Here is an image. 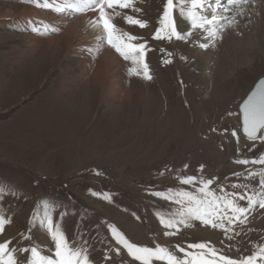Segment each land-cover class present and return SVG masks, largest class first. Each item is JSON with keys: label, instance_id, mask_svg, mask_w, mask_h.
I'll return each mask as SVG.
<instances>
[{"label": "rangeland", "instance_id": "374dc122", "mask_svg": "<svg viewBox=\"0 0 264 264\" xmlns=\"http://www.w3.org/2000/svg\"><path fill=\"white\" fill-rule=\"evenodd\" d=\"M164 3L138 4L139 18L149 23L145 29L120 18L114 21L153 49L146 57L154 77L150 82L131 76L129 63L120 58L126 68L118 73V84L130 97L118 103L89 78L100 59L84 60L74 47L67 52L64 31L86 14L62 22V27L54 18L62 20L63 14L29 0H0V185L15 189L14 195L5 192L0 198V207L12 219L0 242L34 244L50 254L47 249L53 245L43 229L35 228L31 240L21 242L20 236L48 201L56 205L54 218L69 213L62 221L69 238L87 230L96 264H103L106 243L101 242L110 239L104 222L150 247L204 241L236 257L237 247L250 254L252 242L264 243V210L248 225L254 231L232 241L199 222L178 236L164 237L154 212L166 202L148 195V190L180 187L174 175H199L201 165L203 175L217 177L218 184L244 182L232 176L244 171L233 163L238 150L247 158L264 153V143L248 150L253 145L241 135L238 115L240 103L264 77V3L258 2L242 27L207 50L192 40L152 39ZM87 25L77 32L88 30ZM36 26L41 31H33ZM44 26L58 31L45 33ZM162 49L172 52L173 63L162 64L167 58ZM199 61L209 62L208 68ZM233 130L240 135L239 144ZM93 192L111 194V202Z\"/></svg>", "mask_w": 264, "mask_h": 264}, {"label": "snow or ice", "instance_id": "6c2138e0", "mask_svg": "<svg viewBox=\"0 0 264 264\" xmlns=\"http://www.w3.org/2000/svg\"><path fill=\"white\" fill-rule=\"evenodd\" d=\"M29 2L38 8L63 14L69 19L92 13L88 27L95 33V45L89 47L87 52L98 56L108 47L129 63L128 71L131 76L149 82L153 80L146 59L147 53L153 49L143 37L120 28L114 22L116 18H120L127 25L139 29L149 27L148 21L139 18L142 9L138 4L144 0ZM258 2L264 3V0H165L152 39L167 43H188L194 36H198L203 40L199 47L207 50L221 42L227 31L242 27V21L250 18ZM125 10H130L135 15ZM33 31L39 32L41 27H33ZM43 31L56 32L58 29L44 26ZM161 51L167 57L162 59V64L173 63L172 52L163 49ZM238 115L241 133L246 141L253 145V148L248 150H254L257 143H264V79L259 80L240 105ZM231 136L235 137L239 144L240 135L235 130L231 132ZM233 163L244 166V171L232 173L233 177L244 182L218 184L217 177L208 178L203 175L204 167L201 165L198 169L199 175H174L173 178L180 187H169L163 191L148 190V195L157 201L166 202V207H157L154 212L164 237L178 236L184 229L192 228L194 222L221 231L224 239L228 241L246 236L248 232L255 230L248 228V225L255 213L264 210V153L247 158L238 150ZM187 167L185 165L184 169ZM96 175L101 173L97 171ZM227 179L228 177H225V180ZM5 192L14 195V186L0 185V198ZM92 195L111 202V194L93 192ZM43 209L42 214L31 216L28 231L20 236L21 242L31 240L35 228L43 229L53 245L47 249L50 254H44L45 249L34 244L13 246V241L8 239L0 242V264H96L92 256L94 245L87 237V230L82 229L69 238L62 223L63 217L69 213L65 211L58 219L54 218L56 205L48 201H43ZM261 214L264 215V212ZM136 218L140 219L139 216ZM11 223V216L5 215L0 207V235L5 233L6 227ZM104 223L110 239L106 238V241L101 242L106 243L102 253L103 264H264V243L252 242L254 250L250 254H245L237 247L236 257L226 255L211 242L204 241L190 242L184 246L175 244L172 247L155 243L154 247H150L132 242L117 226ZM228 247L231 250L232 246Z\"/></svg>", "mask_w": 264, "mask_h": 264}, {"label": "bare ground", "instance_id": "6f19581e", "mask_svg": "<svg viewBox=\"0 0 264 264\" xmlns=\"http://www.w3.org/2000/svg\"><path fill=\"white\" fill-rule=\"evenodd\" d=\"M30 14L35 15L36 13L32 12ZM92 15V13H88L86 14V16H82V18L75 19L72 23H68L71 25L67 26L64 31V35L68 38L66 45L67 52H71V49L74 47V54L80 50L82 52L80 54V57L82 56L84 60H89L90 57L93 56L89 53L86 55V52L84 51H87L89 47H93L95 45V33L90 28L80 33H78L76 29L80 28L82 24L87 25L88 20ZM58 18L59 17L54 18L57 24L65 22L66 20H70L67 16H62V20H59ZM74 22L75 24H73ZM61 26L64 27V23H62ZM226 33H232V30H229ZM192 41L195 44H199L201 43L202 39H200L198 36H194ZM94 57L100 59L98 61L100 65L97 69L93 70L92 74L89 75L92 83L99 87L101 90H105L106 97L114 98L118 103L123 102L124 99L128 100V98L130 97V95L128 94V90L123 91L118 84V73L125 70V62L123 63L118 54H116L114 50H110L108 47H105L101 54ZM208 63L209 62L199 61L198 65L202 68H208ZM94 67L96 68V66Z\"/></svg>", "mask_w": 264, "mask_h": 264}, {"label": "water", "instance_id": "95a60500", "mask_svg": "<svg viewBox=\"0 0 264 264\" xmlns=\"http://www.w3.org/2000/svg\"><path fill=\"white\" fill-rule=\"evenodd\" d=\"M261 79H264V77L260 78L259 80H261ZM259 80L255 83V85H254L253 88L249 91V93L255 88V86L257 85V83L259 82ZM249 93H248V94H249ZM248 94H247V96H248ZM247 96L244 98V100L247 98ZM244 100H243V101H244ZM243 101L240 103V105L243 103ZM240 105H239V107H238V112H239ZM240 125H241V122H240ZM241 135H242V133H241ZM242 136H243V135H242Z\"/></svg>", "mask_w": 264, "mask_h": 264}]
</instances>
